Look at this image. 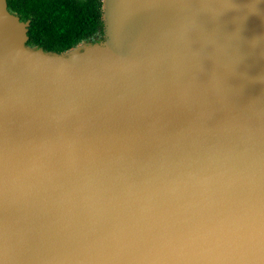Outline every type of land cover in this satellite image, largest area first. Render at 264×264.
<instances>
[{
  "label": "water",
  "instance_id": "1",
  "mask_svg": "<svg viewBox=\"0 0 264 264\" xmlns=\"http://www.w3.org/2000/svg\"><path fill=\"white\" fill-rule=\"evenodd\" d=\"M47 52L0 0V264H264V0H102Z\"/></svg>",
  "mask_w": 264,
  "mask_h": 264
},
{
  "label": "trees",
  "instance_id": "2",
  "mask_svg": "<svg viewBox=\"0 0 264 264\" xmlns=\"http://www.w3.org/2000/svg\"><path fill=\"white\" fill-rule=\"evenodd\" d=\"M102 0H6L7 10L29 22L26 44L62 53L103 35Z\"/></svg>",
  "mask_w": 264,
  "mask_h": 264
},
{
  "label": "rangeland",
  "instance_id": "3",
  "mask_svg": "<svg viewBox=\"0 0 264 264\" xmlns=\"http://www.w3.org/2000/svg\"><path fill=\"white\" fill-rule=\"evenodd\" d=\"M102 42H104V37L103 36L99 40L91 41L89 43H102Z\"/></svg>",
  "mask_w": 264,
  "mask_h": 264
},
{
  "label": "flooded vegetation",
  "instance_id": "4",
  "mask_svg": "<svg viewBox=\"0 0 264 264\" xmlns=\"http://www.w3.org/2000/svg\"><path fill=\"white\" fill-rule=\"evenodd\" d=\"M102 36H99V37H95L92 41H96V40H99Z\"/></svg>",
  "mask_w": 264,
  "mask_h": 264
}]
</instances>
